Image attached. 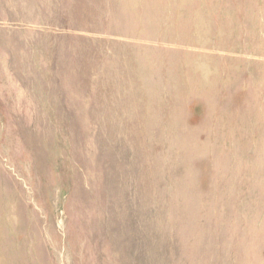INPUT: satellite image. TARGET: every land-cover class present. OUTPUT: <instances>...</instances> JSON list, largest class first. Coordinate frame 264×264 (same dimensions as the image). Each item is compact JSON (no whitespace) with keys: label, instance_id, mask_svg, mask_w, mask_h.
I'll return each mask as SVG.
<instances>
[{"label":"rangeland","instance_id":"374dc122","mask_svg":"<svg viewBox=\"0 0 264 264\" xmlns=\"http://www.w3.org/2000/svg\"><path fill=\"white\" fill-rule=\"evenodd\" d=\"M152 1L0 0L16 264H264V0Z\"/></svg>","mask_w":264,"mask_h":264},{"label":"bare ground","instance_id":"6f19581e","mask_svg":"<svg viewBox=\"0 0 264 264\" xmlns=\"http://www.w3.org/2000/svg\"><path fill=\"white\" fill-rule=\"evenodd\" d=\"M187 1V0H186ZM139 3V1H138ZM141 3V1H140ZM140 3L139 4H134L137 6L138 8V5L140 6ZM143 3V1H142ZM153 3V6L152 7H162L163 9L161 10H165L167 9L166 6L163 5V3L159 0H153L152 1ZM168 6V5H167ZM133 7V5H132ZM179 7V6H178ZM177 7V8H178ZM132 9V8H131ZM180 9V7H179ZM134 10V9H133ZM154 10V9H153ZM159 10V9H158ZM194 11V10H193ZM205 11V10H204ZM182 12V11H181ZM194 14V12H193ZM198 17V16H197ZM197 17L195 16H190V22H188V27H189V30L194 32H199L201 31L203 28L201 26V24H199L196 20H197ZM173 22H171L169 19H164L160 22V24L162 25V27H164V29H171V30H176L179 28V26L181 25V22L180 20H178L177 18H172ZM202 20V19H201ZM171 22V23H170ZM208 22V21H207ZM201 23L203 24V22L201 21ZM187 26V25H186ZM202 32V31H201ZM231 32V31H230ZM219 33V32H218ZM176 37V35L174 34V36H169L167 39H170V40H173L174 38ZM201 38H199L200 40ZM175 41V39H174ZM128 42V41H127ZM173 48V47H172ZM260 60V59H259ZM204 67V66H203ZM206 81V80H205ZM224 110V109H223ZM239 114V113H238ZM209 125V124H208ZM207 127V126H206ZM181 135V134H180ZM232 156V155H231ZM196 159V158H195ZM230 159V158H229ZM193 162V161H192ZM207 163V162H206ZM236 164V163H235ZM228 165V164H227ZM250 175V174H249ZM238 176V175H237ZM216 177V176H215ZM243 179V178H242ZM185 181V180H184ZM221 181V180H220ZM242 181V180H241ZM247 184V183H246ZM219 197V196H218ZM189 200V199H188ZM187 201V200H186ZM190 201V200H189ZM218 202V201H217ZM11 203V202H10ZM9 203V204H10ZM188 203V202H187ZM4 205V207L1 208L0 210V264H9V263H12L14 264L15 263V259L16 258H20V255L23 256L22 252H20L19 254L17 252H9L7 250H4V248H15L13 247V245L11 244H8L5 240H4V235H5V231H8V230H11V232L13 231V227H14V219H15V213L13 211V205ZM191 204V203H190ZM197 205V204H196ZM199 205V204H198ZM192 206V205H191ZM209 209V208H208ZM236 212V211H235ZM194 213V212H193ZM218 217V216H217ZM220 219V218H219ZM198 220V219H197ZM217 220V219H216ZM228 226V225H227ZM212 227V226H211ZM17 229V228H16ZM15 229V230H16ZM202 231V230H201ZM10 233V232H9ZM16 233L18 234V232L16 231ZM14 232V234H16ZM13 234V233H12ZM200 234V233H199ZM19 235V234H18ZM199 237V236H198ZM9 238V237H8ZM16 242V241H15ZM8 244V245H6ZM16 244V243H15ZM10 245V246H9ZM11 250V249H10ZM17 251V250H16ZM10 253V254H9ZM24 258H21L20 260H18L19 262H22ZM26 259V258H25ZM16 264V263H15Z\"/></svg>","mask_w":264,"mask_h":264}]
</instances>
